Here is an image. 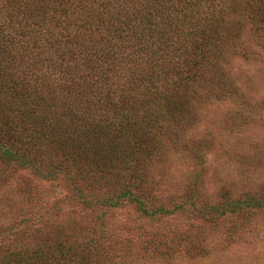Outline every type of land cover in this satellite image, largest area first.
I'll return each instance as SVG.
<instances>
[{"label": "trees", "instance_id": "16d2710c", "mask_svg": "<svg viewBox=\"0 0 264 264\" xmlns=\"http://www.w3.org/2000/svg\"><path fill=\"white\" fill-rule=\"evenodd\" d=\"M248 31L264 49V0H0V189L25 170L39 180L27 177L28 190L62 183L71 205L95 213L89 223L51 221L45 206L31 210L40 195L25 191L28 211L0 219V264L126 263L132 247L103 210H163L150 204V162L186 144L205 103L240 89L232 65L257 55ZM191 144L205 171L208 141ZM221 196L220 213L264 209V192ZM158 236L137 256H169L176 244Z\"/></svg>", "mask_w": 264, "mask_h": 264}, {"label": "rangeland", "instance_id": "374dc122", "mask_svg": "<svg viewBox=\"0 0 264 264\" xmlns=\"http://www.w3.org/2000/svg\"><path fill=\"white\" fill-rule=\"evenodd\" d=\"M245 35L257 55L234 61L232 70L240 89H232L233 97L225 101L205 103L202 120L184 133L186 144L150 162V180H158L151 186L150 204L163 206V210L152 218L140 215L131 204L103 210L107 228L132 247L124 264H264V209L245 217L215 209L224 188L241 200L264 192V49L249 31ZM241 107L245 108L243 114ZM194 140L208 141L205 171L190 151ZM200 170L204 175L199 195L189 203V190ZM27 177L39 183L22 170L0 189V219L8 218L6 223L28 211L24 200ZM40 184L44 187L28 190L40 195L30 201L34 203L31 210L38 212L45 206L51 210V221L76 219L89 223L95 215L89 208L71 205L62 183ZM150 233L177 246L167 257L137 256L143 253Z\"/></svg>", "mask_w": 264, "mask_h": 264}]
</instances>
